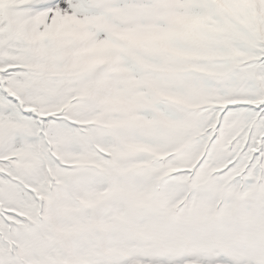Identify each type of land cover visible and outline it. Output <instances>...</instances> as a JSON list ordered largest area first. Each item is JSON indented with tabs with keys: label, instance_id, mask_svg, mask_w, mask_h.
I'll use <instances>...</instances> for the list:
<instances>
[{
	"label": "snow or ice",
	"instance_id": "obj_1",
	"mask_svg": "<svg viewBox=\"0 0 264 264\" xmlns=\"http://www.w3.org/2000/svg\"><path fill=\"white\" fill-rule=\"evenodd\" d=\"M0 264H264V0H0Z\"/></svg>",
	"mask_w": 264,
	"mask_h": 264
}]
</instances>
